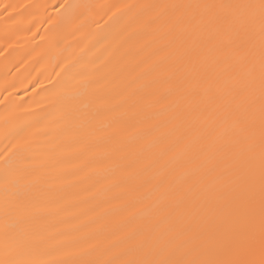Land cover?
Instances as JSON below:
<instances>
[{
	"label": "bare ground",
	"instance_id": "6f19581e",
	"mask_svg": "<svg viewBox=\"0 0 264 264\" xmlns=\"http://www.w3.org/2000/svg\"><path fill=\"white\" fill-rule=\"evenodd\" d=\"M190 2L205 0H0V223L28 205L35 235L63 234L56 258L70 262L127 259L139 225L167 228V170L149 164L172 111L168 13L151 6Z\"/></svg>",
	"mask_w": 264,
	"mask_h": 264
},
{
	"label": "snow or ice",
	"instance_id": "6c2138e0",
	"mask_svg": "<svg viewBox=\"0 0 264 264\" xmlns=\"http://www.w3.org/2000/svg\"><path fill=\"white\" fill-rule=\"evenodd\" d=\"M151 7L168 13L159 51L172 79L161 102L172 111L153 125L167 148L149 164L167 170V228L139 225L127 259L70 262L56 258L68 254L63 234L55 245L35 235L23 205L0 223V264H264V0ZM178 172L182 182L170 181Z\"/></svg>",
	"mask_w": 264,
	"mask_h": 264
}]
</instances>
